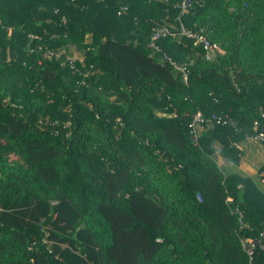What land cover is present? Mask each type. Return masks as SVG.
<instances>
[{
	"label": "trees",
	"instance_id": "trees-1",
	"mask_svg": "<svg viewBox=\"0 0 264 264\" xmlns=\"http://www.w3.org/2000/svg\"><path fill=\"white\" fill-rule=\"evenodd\" d=\"M179 1L0 0V264H264V161L260 190L213 156L264 130V0Z\"/></svg>",
	"mask_w": 264,
	"mask_h": 264
},
{
	"label": "built area",
	"instance_id": "built-area-1",
	"mask_svg": "<svg viewBox=\"0 0 264 264\" xmlns=\"http://www.w3.org/2000/svg\"><path fill=\"white\" fill-rule=\"evenodd\" d=\"M189 5H190V0H180L179 1L180 11L182 12ZM124 10H125V6H121L117 10L116 13L120 14V13L124 12ZM62 22H64V19H62ZM174 34L175 33L172 32L168 26H166L164 24H160V25H158L152 29L150 36L148 38V41L146 43V46L148 48H150L152 51L159 50L157 45L155 44V41L162 36L174 35ZM177 34L183 35V36L191 39L194 44L200 45L201 49L203 51L202 57L204 60H211V59L215 58V56L217 54L222 53L221 48L215 42L209 41L207 38L202 36V34L199 32H193L190 30H186L183 27H180V30H179V32H177ZM163 59H165L169 63H171L173 69H175L176 71L181 73L182 79L185 82L186 81V69H185V67L171 61V59L164 54H163ZM211 120L215 121L216 123H220L222 125H227V126H231L234 128L236 127L235 122L225 114L211 113L208 117L203 118L199 112H195L191 118L190 123H189L190 131L192 132L193 137H196V135H197L195 133V125L196 124H202V122H209ZM252 124L254 126H257L258 120L254 119ZM263 137H264V130L260 129L254 136H248L247 135L246 139H253L254 138V139H257L258 141H260ZM261 182L264 184V179H261ZM234 211L237 213V219H238L240 226H242V225L245 226V224H243V222H242L241 213L236 208H234ZM263 229H264V227H263ZM263 236H264V231L261 230L254 236H242V237H240L241 246H242L243 250L245 251V253L247 254L249 260H251L252 255L256 249H258L264 255Z\"/></svg>",
	"mask_w": 264,
	"mask_h": 264
},
{
	"label": "rangeland",
	"instance_id": "rangeland-1",
	"mask_svg": "<svg viewBox=\"0 0 264 264\" xmlns=\"http://www.w3.org/2000/svg\"><path fill=\"white\" fill-rule=\"evenodd\" d=\"M91 36L89 34H86L83 38L82 43H67V56L70 59H81L82 57V50L84 46L88 45L91 41ZM62 51V50H61ZM195 133L198 134V130L195 129ZM248 143H255L256 150L252 148L247 149L246 153L250 154L251 158H259V161L261 162L264 160V148L263 145L257 140V139H248L241 143L242 149L245 151L246 146ZM215 161L219 166L222 167V170L225 172L233 171L235 170L234 166L232 164H228V162L224 161V159L218 154L217 147L214 148V154H213ZM223 163V164H222ZM258 175V174H257ZM253 178L257 179V177L254 175Z\"/></svg>",
	"mask_w": 264,
	"mask_h": 264
},
{
	"label": "crops",
	"instance_id": "crops-1",
	"mask_svg": "<svg viewBox=\"0 0 264 264\" xmlns=\"http://www.w3.org/2000/svg\"><path fill=\"white\" fill-rule=\"evenodd\" d=\"M252 148L256 150V146H255V143H248L247 146H246V150L244 151L243 150V154L241 155L240 159L238 160V162L236 164H232L228 161H226L224 159V161L228 162V164H232L235 168V170L233 171H236V172H240L244 175H247L249 177H251L254 181V183L258 186V188L261 190L262 187L260 186V184L258 183L257 179L253 178V176L255 175L256 177L258 176L256 174V170H257V167L264 161H261V162H257L259 161V158H251L250 157V154L249 153H246L247 149H250ZM263 148H264V145H263ZM223 164V163H222Z\"/></svg>",
	"mask_w": 264,
	"mask_h": 264
}]
</instances>
